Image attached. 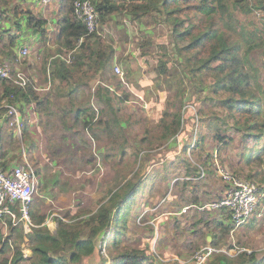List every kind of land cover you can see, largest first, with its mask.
Masks as SVG:
<instances>
[{"label":"trees","instance_id":"16d2710c","mask_svg":"<svg viewBox=\"0 0 264 264\" xmlns=\"http://www.w3.org/2000/svg\"><path fill=\"white\" fill-rule=\"evenodd\" d=\"M13 1L0 0V42L3 41V45L8 46L6 54H12V58L17 59V50L14 46L28 43L25 38L30 35L39 34L40 41L44 44L40 69L43 86L35 81V77H38L36 69L32 74H28L29 80L25 86H17L1 80L3 90L0 102L6 99L15 105L21 119L23 136L31 139L32 148L37 147L29 132V114L33 105L35 113L42 119L45 127L52 125L50 117L54 114L59 115V120L65 127L68 125V117L72 116L75 124L79 119L83 120L84 129L91 132L92 137L97 140L100 134H115L121 137V141L117 142L116 150L117 153H123L128 143L124 128L130 122L128 118L120 115V104L129 99L130 93L120 89L121 93L116 94L108 86H97L95 95L105 104V109L101 111L98 119L94 117L93 111L92 114L89 112L90 106L85 100L83 104L77 98L82 89L84 93L91 92L92 79L97 75L104 77L108 82L117 79L119 84L122 83L113 68L116 51L113 43L104 39L98 32L87 34L85 26L73 15L74 0H58V12L53 18L43 17L40 10L34 12L30 7L24 8L25 0ZM94 4L101 22H105L110 15H115L120 21L125 18L141 21L144 18L154 19L156 15H162L171 25L172 46H166L165 43L159 45L154 72L157 78L164 77L162 82L175 91L173 97L175 102H169L168 110L163 111L158 121L161 129L157 137L160 141L151 144L154 141L151 140L149 145L144 146L145 136L138 139L136 143L140 149L134 153L135 157L141 150H152L163 145L164 142L166 147L177 146L180 141V137L177 136L179 134L182 136L184 131L182 128L185 110L182 107L187 95V77L193 80L194 76L204 71L227 67L231 71H239L240 74L235 78V82L229 84L226 82L229 73L221 74L219 84H226L229 91V95L221 99L225 114L220 115L215 111L216 116L209 120L208 126L217 129L213 137L219 142L220 149L232 141L229 134L221 133V127H224L223 130L232 129L233 132L239 133L240 161H250L260 149H264V141L257 148L264 136V116L261 113L264 105L261 106L254 92H245L247 85L242 75L243 64L247 63L249 67L253 64L251 51L264 42L258 36L260 33L264 34V30H259L253 24L248 27L239 21L240 16H246L249 23H252L249 19L252 10H260L264 16V0H94ZM49 22L55 27L57 25V29L49 32ZM11 29H15L14 34ZM234 33L240 37H235ZM80 37H83L81 41H79ZM50 39L56 45L55 48L50 47ZM240 39L246 44L245 46H241ZM145 43L149 44L150 40H146ZM69 50L72 51L68 62L65 60V55ZM171 55L179 61V65L172 64L169 68ZM117 59L126 64L134 61L131 54H120ZM262 72L264 77V70ZM171 79L175 80L174 84L170 83ZM47 82L50 83L48 89H35L38 85L45 88ZM195 87L196 91L201 90L198 85ZM52 92L59 98H66L67 101L56 105L51 96ZM177 102L180 107L175 111L169 110L170 107L176 106ZM3 111L8 117L7 122L15 126V115L8 114L7 108H2L0 112ZM230 119L232 125H229ZM73 120L68 130L75 126ZM195 133L200 131L196 129ZM187 135L191 136L190 133ZM206 135L207 133L201 132L200 136L194 138L188 145L192 148L202 146ZM212 158V154L206 152L205 164L212 165ZM115 164L112 163L115 169L114 179L111 180L113 182L117 181L119 176L120 181L125 178L120 175ZM36 166L39 167L38 162ZM41 167L47 172L48 165ZM38 169L35 170L36 176L42 179L44 173ZM194 169L200 170L198 166ZM232 170L237 174L243 172V168H238V172L234 168ZM59 171L56 170L46 183L50 187L53 199L56 196L54 187L60 179ZM256 175V171L250 170L246 173V178L253 181ZM142 185L141 178L136 182L129 181L124 186L117 183L94 209L78 206L75 211L70 208L62 210L56 217L54 230L45 223L46 214L35 211L32 200L30 216L33 225L27 235H24L22 226L12 222L11 219H7L6 225L0 221V264H80L84 258H87L89 263L95 264L93 258L97 245L100 248L105 240L109 256H102L99 264L108 261L109 264H154L153 254L147 253L145 249L130 247L121 239L126 229L124 221ZM256 185L259 191L264 192V186ZM34 197H38L35 192ZM5 226L6 232L3 230ZM26 239L27 248L31 250L28 258L24 255L22 245ZM7 249L11 252L10 256L5 255ZM215 259L219 264L260 262L253 251L240 252L236 257L218 253L215 254Z\"/></svg>","mask_w":264,"mask_h":264},{"label":"rangeland","instance_id":"374dc122","mask_svg":"<svg viewBox=\"0 0 264 264\" xmlns=\"http://www.w3.org/2000/svg\"><path fill=\"white\" fill-rule=\"evenodd\" d=\"M29 1V6H32V0ZM35 3L36 6L32 7L34 12L35 10H46L51 17L53 8L56 4L58 5V1L46 6L40 5L37 1ZM24 4L23 7L26 8L28 5ZM156 16L154 19L144 18L141 21H132L127 18L120 21L115 18V15H110L105 22H99L97 32L104 39L113 43L117 58L120 54H131L134 61L126 64L116 58L115 61L113 59V68L116 64L124 71L122 83L119 84L117 79L108 82L104 77L97 75L92 79L91 92L85 91L84 93L82 89L77 97L83 104V100H85L86 104L91 107H89V112L92 114L93 111L94 117L98 119L101 116V111L105 109V104L95 95L97 86L105 84L111 86L115 90L112 92L116 94L121 93L120 89L130 93L129 99L120 104V115L123 118H128L130 122L124 128L128 143L123 153H117L116 145L121 141V137L115 134H100L97 140L92 137L91 132L84 129L83 120L79 119L75 124L73 117L70 116L68 125L65 127L57 114L50 117L52 125L45 127L42 119L36 113H32L33 122L29 124H32L33 134L31 137L37 143V147L32 148L31 143L27 141L30 144V149L26 148L25 157L34 170L38 168L40 170L41 166L48 165L47 172L43 168L41 169V172L44 173L42 179L37 177L38 184L35 193L38 197L33 198V207L36 212L46 214L45 223L53 230L56 227V217L62 210L70 208L75 211L78 206L94 209L100 201L104 200L109 190L115 188V184L119 183L124 186L129 181L136 182L141 178L143 185L134 197L135 201L131 204L124 221L126 229L125 234L121 237L122 242L130 247L145 249L147 253L153 254V257L156 258H153L154 264H187L199 246L208 244L205 235L215 229L214 221H216L210 211H215L214 201L227 188L226 182L223 181L217 170L210 163V165L205 164V153H211L213 156L215 150H218L217 155L220 163L237 176L246 178V173H249L250 170L256 171L254 183L264 186V149H260L250 161H240L239 133L233 132L232 129L226 131L223 130L224 127H221V133L229 134L232 141L220 149L219 142L213 137L217 129L208 126L209 120L216 116L215 111L220 115L225 114L221 99L226 98L229 91L226 84H219L222 78L221 74L229 73L226 78L227 84L235 82V78L240 74L239 71H231L227 67L204 71L200 75L194 76L193 80L187 77V95L185 94V104L182 107L185 110L182 128L184 131L182 136L180 134L177 136V138L180 137L181 147L178 145L166 147L164 142L163 145L152 150H141L140 154L135 157L134 153L140 149L136 143L138 139L145 136L144 143L146 144L144 146L149 145L151 140H154L151 144L160 141L157 137L161 129L158 121L163 111L167 109L169 102L174 101L175 91L168 84L162 82L164 77L157 78L154 72L159 45L165 43L166 46H172L170 44L171 25L164 20L162 15ZM249 19L252 23H249L246 16H240L239 21L248 27L253 24L259 30H264V16L260 10H252ZM14 31L15 29H11L13 34ZM234 36L238 37L239 35L234 33ZM258 36L259 39L264 40V34L260 33ZM146 40H150V43H145ZM240 44L241 46L246 45L241 39ZM26 45L29 48L26 57L20 60H18V56L17 59L12 58V54H6V49L1 52L0 60H7L11 64L13 72L21 70L28 75L36 69L38 77H35V81L43 86L41 85L44 83L43 75L40 71L43 59V49H41L43 42L33 40L31 44L27 43ZM250 57L254 58L252 66L249 67L247 63L243 64L244 73L242 75L244 83L247 85L245 92H254L263 106L264 42L251 51ZM170 59L169 68L172 64L179 65V61L174 55H171ZM174 82L175 80L171 79L170 83L174 84ZM197 85L201 88L199 92L195 90ZM51 96L56 105L67 101L66 98L55 96L53 92ZM53 107L56 109L55 105ZM179 107L177 102V105L170 107L169 110L175 111ZM33 112L35 111L33 110ZM261 113L264 116V110ZM72 120L75 126L68 130ZM232 124L230 119L229 125ZM195 128L200 133H207V135L202 146L192 148L188 144L200 136V133H195ZM187 133H190L191 136ZM27 140L31 139L27 137ZM263 141L264 136L257 148ZM113 146L114 149H112ZM37 162L39 167L36 166ZM113 162L116 163L120 175L125 177L121 181L120 176L117 181H111L115 176ZM195 166L200 169L199 175L194 171L196 170ZM231 166L235 171L238 168H243V172L237 174L232 170L233 168H230ZM209 168L211 169L209 170ZM56 170H60V179L54 187L56 196L53 199L50 187L46 183ZM195 174L199 177L197 178ZM216 187H222L223 192L216 194ZM208 190L212 196H209ZM261 193L259 191L261 199L258 206L261 208L259 212L263 214L259 220L261 222L256 221L255 229L246 235L243 233L248 232L246 229L248 225L243 232L236 233L239 236H248L247 242H251L250 250L258 246L257 252L264 254V193ZM250 220L251 217L246 223ZM3 230L6 232V226L3 227ZM220 233V242H222L220 244H223L224 233L222 231ZM254 239H256L255 244L252 242ZM22 245L24 246L23 252L28 258L31 255V250L27 248V239ZM10 254V250L7 249L5 255L10 256ZM102 256H109L106 244L103 243L100 248L97 245V251L93 258L95 264L101 262ZM212 258L203 264H211ZM80 264L92 263L84 258ZM105 264H109V261Z\"/></svg>","mask_w":264,"mask_h":264},{"label":"built area","instance_id":"2783aa9c","mask_svg":"<svg viewBox=\"0 0 264 264\" xmlns=\"http://www.w3.org/2000/svg\"><path fill=\"white\" fill-rule=\"evenodd\" d=\"M58 0H40L43 5L53 3ZM73 15L86 28L87 34L98 31L100 17L95 8L94 0H74ZM83 37H80L79 41ZM69 50L65 55V60L70 61ZM29 48L26 44L17 46L18 60L28 55ZM115 73L123 80L124 71L118 65H114ZM0 79L6 80L17 86H25L29 78L23 71L13 72L11 64L7 60H0ZM105 84L104 82H102ZM50 83L41 88L37 86L36 90L47 89ZM108 86V85H104ZM112 91L115 90L108 86ZM34 110L33 105L31 106ZM7 108L8 114H14L16 121L20 124L18 112L14 104L6 99L0 102V111ZM97 109V108H95ZM96 118V117H95ZM212 166L217 170L220 177L227 184L224 193L214 201V209L224 210L231 215L236 226L244 224L254 212L257 211L261 196L258 186L250 179L235 175L218 160L217 150L212 158ZM38 184L35 170L28 164L27 159L16 164L12 168L4 169L0 167V221L6 225L7 219L22 226L24 235H27L33 225L30 216V205L33 200V193ZM106 244V240L103 242ZM240 251L247 253L252 250L242 248ZM229 252L224 247H217L212 244L199 246L192 254L187 264H203L212 256L218 253ZM25 255V254H24ZM257 264H261L260 262Z\"/></svg>","mask_w":264,"mask_h":264},{"label":"crops","instance_id":"0c3cea01","mask_svg":"<svg viewBox=\"0 0 264 264\" xmlns=\"http://www.w3.org/2000/svg\"><path fill=\"white\" fill-rule=\"evenodd\" d=\"M35 1H37L40 5H42L40 0H32L31 1V3L33 4L32 6H29V2H30L29 0H25L24 5L25 6L28 5L26 7L32 8V7L36 6ZM42 6H46V5H42ZM57 12H58V5L56 4L55 8H53V16L52 17L48 15L46 10H42L41 14L43 15V17L53 18L56 16ZM48 26H49V32L55 28L57 29V25L55 27V25L53 23L49 22ZM25 39L28 42V44L29 43L31 44L33 40L39 41L40 36H39V34H34V35H30V36L26 37ZM49 42L51 44L50 47L53 48L56 46L51 39ZM3 43H4L3 41L0 42V54L3 50H6V48H5L6 46H4ZM43 45H42L41 49L44 48ZM14 49L16 50L17 47H15ZM116 55H117V53L115 51L114 61H115V58L117 59ZM1 80L2 79H0V95H1L2 90H3V85H2ZM4 113H5L4 111L0 112V125H2L0 128V167L7 169V168H12L16 164L21 163L26 159L25 150H26V148L30 149V147H29L30 144H28V142L30 143V140H27V137H24L23 133H21V126H20V124L17 123L16 116H15L16 125L13 126L7 122L8 117ZM32 113L35 114V112H33V110L30 111L29 122H31V123L33 122L32 121ZM18 117H19V120H21L19 114H18ZM31 125L32 124H29V132L31 134H33ZM179 142L180 141H178V147H181V144ZM174 147H176V146H174ZM194 171L197 172L199 175L200 170L197 169ZM207 171L210 172L209 170H207ZM195 175L197 178L199 177L197 174H195ZM184 182H186V180H184ZM216 188H217L216 194H219V193L221 194L223 192L222 187H219V188L216 187ZM208 193H209V196H212L210 194L209 190H208ZM263 193L264 192H262L261 194H263ZM216 194H214V195H216ZM195 201H196V199H195ZM260 209L261 208L258 207L257 211L253 214V216L251 217V220L249 222H247V223L245 222L244 224L238 225V226L235 225V223L233 222L231 217H229L230 215H228V213L224 210V208H221L220 210L215 209V211H210V214L212 215L213 219H215L216 221H214L215 222V224H214L215 229L211 230L209 233H207L205 235L207 242L209 244L214 245V246H217V247L221 246V247H224L227 250H229V252L219 253V254H225L229 257H236L240 252H245V251H240V250L242 248L249 249V246H251V242H247L248 236L247 237L242 236V235L239 236L236 232H241V231L243 232L244 228H246L247 225H248V228H246V229H248V232L243 233V235H246V234L250 233V231L255 229V227H256L255 222L261 220V217L263 215L259 212ZM259 222H261V221H259ZM220 231H222L224 233L223 244H220V243H222V242H220V236H221ZM249 240H250V238H249ZM252 242L255 244L256 239H254ZM257 247L258 246H255L251 250L256 254L257 260H260V263L264 264V254L258 253L256 250ZM212 257L213 258H212V260H210V263L211 264H219V262H216L217 260L215 259V256H212ZM207 261H209V259Z\"/></svg>","mask_w":264,"mask_h":264},{"label":"bare ground","instance_id":"6f19581e","mask_svg":"<svg viewBox=\"0 0 264 264\" xmlns=\"http://www.w3.org/2000/svg\"><path fill=\"white\" fill-rule=\"evenodd\" d=\"M30 255V254H29Z\"/></svg>","mask_w":264,"mask_h":264}]
</instances>
